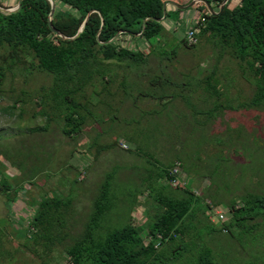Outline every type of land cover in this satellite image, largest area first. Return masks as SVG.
I'll return each mask as SVG.
<instances>
[{
    "label": "rangeland",
    "instance_id": "1",
    "mask_svg": "<svg viewBox=\"0 0 264 264\" xmlns=\"http://www.w3.org/2000/svg\"><path fill=\"white\" fill-rule=\"evenodd\" d=\"M193 6H168L162 35L152 47L140 42L147 46L144 63L104 62L100 76L75 95L54 84L31 53L21 52L16 65L5 70L0 178L11 190L0 193V264H68L65 251L83 231L103 189L107 232L130 219L147 223L156 198L186 196L166 179L174 163L182 164L185 186L203 209L191 221L188 234L194 238L178 264L196 257L201 244L211 248L218 264H264V214L246 218L264 211V100L250 105L254 76L220 39L200 34L195 46L183 44L198 13ZM219 53L223 56L209 80ZM102 87L120 91L112 96L100 92ZM70 113L85 116L76 135L68 133L73 132L65 121ZM51 197L72 203L62 216L48 215L53 225L48 241L50 234L34 233L28 223L40 200ZM255 197L262 205L253 203ZM231 205L243 208L233 211ZM215 211L224 221L216 220ZM235 215L245 218L242 227L232 223L223 233Z\"/></svg>",
    "mask_w": 264,
    "mask_h": 264
},
{
    "label": "trees",
    "instance_id": "2",
    "mask_svg": "<svg viewBox=\"0 0 264 264\" xmlns=\"http://www.w3.org/2000/svg\"><path fill=\"white\" fill-rule=\"evenodd\" d=\"M53 1V28L68 38L76 36L87 14L91 12L83 31L75 39H64L53 32L48 25L51 10L48 0H23L17 12L0 11V88L5 70L16 65L19 54L23 51L33 55L40 70L53 75L54 84L62 85L73 95L90 84L95 75L100 76V65L104 62L144 63L148 53L144 52L143 48L147 46L140 42L144 41L152 47L155 39L162 35L163 26L161 22L147 19L143 30V21L148 17L161 18L163 4L169 0ZM191 1L186 0L183 5ZM206 1L215 11L219 10L223 2ZM17 3L18 0L9 5L0 2V6L9 9L16 7ZM193 7L197 8L198 13L195 16L202 23L198 37L200 34H212L213 38L220 39L224 46L231 49L234 57L248 64L254 76V94L250 105L260 104L264 100V0H237L236 3L229 0L219 15H212L202 2ZM99 30V40L104 44H100L96 38ZM119 32L121 33L116 40L107 43ZM124 40L131 43L123 45ZM182 42L186 47L195 46H188L184 39ZM222 56L223 53H219L215 67L209 74V80L214 77ZM102 77L104 84L109 82L108 78L103 75ZM76 105L83 108L77 101ZM13 108L11 105L10 109ZM65 121H68L70 126L73 125V132L68 133L76 135L85 123V116H73L70 113ZM177 164L174 163L166 170L169 184L174 177L172 169L175 166L180 170L182 168L180 163ZM178 176L184 179L181 173ZM176 187L184 190L185 198L159 196L152 202L156 212L153 217L150 216L147 223L137 224L130 219L124 226L108 232L102 224L103 214L108 209L102 202L106 195L103 189L94 201L93 211L83 231L65 251L64 257L68 259V264H178L184 256L183 252H187L186 242L194 238L188 234L192 227L191 221L198 211L203 214V209L198 206L194 192L187 186ZM10 190L11 185L1 177L0 193L7 194ZM71 203V199L65 204L55 197L40 200L28 226L34 228V233L37 229H43L50 234L49 238L44 240L51 241L50 228L53 225L48 215L51 213L62 216L61 210L68 209ZM253 203L262 205L263 201L255 197ZM242 206L231 205L230 208L236 211L243 208ZM263 214L264 211H256L246 218L255 219ZM243 219L245 218L235 215L233 221L225 224L221 231L224 228L227 229L226 233H229L232 223L242 227L240 220ZM188 221L190 225H187ZM61 224L63 223L59 222L54 226L59 228ZM102 229H105L104 232H101ZM59 232L60 229L55 236L59 235ZM201 247L203 250L184 264H218L212 258L211 248L202 244Z\"/></svg>",
    "mask_w": 264,
    "mask_h": 264
},
{
    "label": "water",
    "instance_id": "3",
    "mask_svg": "<svg viewBox=\"0 0 264 264\" xmlns=\"http://www.w3.org/2000/svg\"><path fill=\"white\" fill-rule=\"evenodd\" d=\"M22 1H23V0H18V3H17V5H16V7H14V8L5 9V8H2V7L0 6V11H2V12H17V11L21 8ZM48 1H49L50 4H51V10H50V14H49V17H48V25H49L50 29H51L53 32L57 33L58 36H60V37H62V38H64V39H75V38L79 35V33H81V32L83 31V27H84L85 23L87 22V20H88L89 15H90L91 12L87 14V16H86L85 20L83 21V24H82L81 28L79 29L77 35H76V36H73V37H71V38H68V37L64 36V35L61 34L59 31H57V30H55V29L53 28L52 23H51V19H52L53 12H54V9H55V4H54V1H53V0H48ZM228 1H229V0H223V2L221 3L220 8H219L218 11L213 10L212 7L210 6V4H209L206 0H192L189 4H187V5H185V6H179L177 3L172 2V1H170V2H165V3L163 4V16H162L161 18H150V17H148V18L144 19V21H143V30L145 29V24H146V20H147V19H152V20H155V21H157V22H163V21L166 19V16H167V6H168V5H174V6H177L178 8H180V9L184 10V9H188V8L192 7L193 5H195V4L198 3V2H202V3H204V4L206 5L208 11H209L212 15H219V14H221V12L223 11V9H224L225 5L228 3ZM100 17H102V16L100 15ZM101 25H103V20H102V22H101ZM100 30H101V29H100ZM100 30H99V32L97 33L96 38H97V40H98V42H99L100 44H104L103 42H101V41L99 40V33H100ZM120 33H121V32L117 33V34H116L111 40H109L107 43H111V42H113L114 40H116V38L119 36ZM138 36H139V34H138Z\"/></svg>",
    "mask_w": 264,
    "mask_h": 264
},
{
    "label": "built area",
    "instance_id": "4",
    "mask_svg": "<svg viewBox=\"0 0 264 264\" xmlns=\"http://www.w3.org/2000/svg\"><path fill=\"white\" fill-rule=\"evenodd\" d=\"M192 20L194 21V25H192L189 28H187L186 33H185V37H184L185 43L188 46H193V45H196L198 43V30H199V28L202 25L201 21L200 22L198 21L197 16H195ZM196 24L198 25L197 27H196ZM122 148L123 149H126L127 146L123 144L122 145ZM179 173H180V169L178 168V166H175L172 169V175L174 177L170 181V184L172 186H175L176 187V186L185 185V180L184 179H181L178 176ZM215 215H216V220L221 221V222L224 221V217H223V215L219 211H215ZM222 231L226 233L227 232V229H224L223 228Z\"/></svg>",
    "mask_w": 264,
    "mask_h": 264
},
{
    "label": "crops",
    "instance_id": "5",
    "mask_svg": "<svg viewBox=\"0 0 264 264\" xmlns=\"http://www.w3.org/2000/svg\"><path fill=\"white\" fill-rule=\"evenodd\" d=\"M195 17V15L193 16V18ZM104 90H106L110 95H112L113 96V94H116L118 91H120L118 88H115V91L114 92H111L109 89H107V87H102L101 88V90H100V92L101 91H104ZM162 99H165V98H162ZM157 100V99H156ZM151 101V100H150ZM162 102H163V100H161ZM37 102V101H36ZM167 101H164L163 102V104H165ZM155 103V101H152L151 102V105H153ZM37 104H38V102H37ZM153 107L154 106H152V111H155L154 109H153ZM160 110V112L162 113V109H159ZM180 165L182 166V164L180 163ZM180 173L182 174V176L183 177H185V173L183 172V168H181V170H180ZM2 177V176H1ZM2 178H4V177H2ZM6 180V179H5ZM204 180H205V177H202V179L200 180V182L202 183V182H204ZM7 181V180H6ZM33 216V215H32Z\"/></svg>",
    "mask_w": 264,
    "mask_h": 264
}]
</instances>
